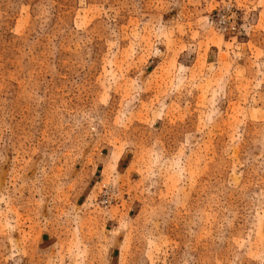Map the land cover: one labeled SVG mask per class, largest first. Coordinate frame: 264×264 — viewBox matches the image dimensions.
Returning a JSON list of instances; mask_svg holds the SVG:
<instances>
[{
  "label": "rangeland",
  "instance_id": "374dc122",
  "mask_svg": "<svg viewBox=\"0 0 264 264\" xmlns=\"http://www.w3.org/2000/svg\"><path fill=\"white\" fill-rule=\"evenodd\" d=\"M0 264H264V0H0Z\"/></svg>",
  "mask_w": 264,
  "mask_h": 264
}]
</instances>
